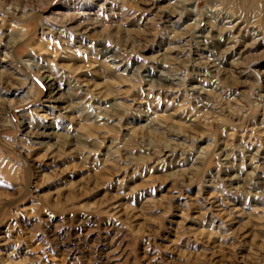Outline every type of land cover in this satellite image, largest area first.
<instances>
[{
  "label": "rangeland",
  "instance_id": "rangeland-1",
  "mask_svg": "<svg viewBox=\"0 0 264 264\" xmlns=\"http://www.w3.org/2000/svg\"><path fill=\"white\" fill-rule=\"evenodd\" d=\"M0 264H264V0H0Z\"/></svg>",
  "mask_w": 264,
  "mask_h": 264
}]
</instances>
